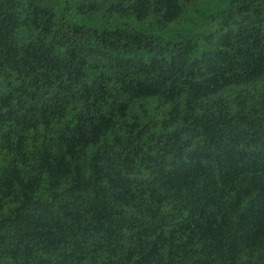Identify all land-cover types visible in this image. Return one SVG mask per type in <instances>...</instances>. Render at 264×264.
Here are the masks:
<instances>
[{
	"label": "trees",
	"instance_id": "obj_1",
	"mask_svg": "<svg viewBox=\"0 0 264 264\" xmlns=\"http://www.w3.org/2000/svg\"><path fill=\"white\" fill-rule=\"evenodd\" d=\"M0 264H264V0H0Z\"/></svg>",
	"mask_w": 264,
	"mask_h": 264
}]
</instances>
